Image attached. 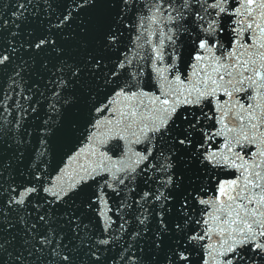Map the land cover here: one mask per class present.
Masks as SVG:
<instances>
[{"label":"snow or ice","instance_id":"obj_1","mask_svg":"<svg viewBox=\"0 0 264 264\" xmlns=\"http://www.w3.org/2000/svg\"><path fill=\"white\" fill-rule=\"evenodd\" d=\"M0 264H264V0H0Z\"/></svg>","mask_w":264,"mask_h":264}]
</instances>
